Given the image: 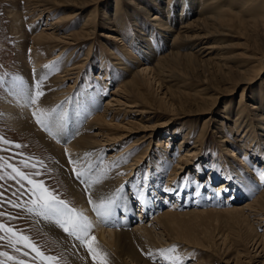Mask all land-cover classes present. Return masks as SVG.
Returning a JSON list of instances; mask_svg holds the SVG:
<instances>
[{"label":"rangeland","instance_id":"obj_1","mask_svg":"<svg viewBox=\"0 0 264 264\" xmlns=\"http://www.w3.org/2000/svg\"><path fill=\"white\" fill-rule=\"evenodd\" d=\"M41 1L0 0V78L4 82L0 86V137L21 145H0L4 149L0 157L80 212L79 195L89 206L92 195L86 177L77 178L76 173L92 164L103 177L99 182L106 196L116 194L114 207L120 222L110 226V220L93 215L113 230L154 227L156 244L145 242L141 249L151 264H166L159 251L173 246L181 264H264L260 246L264 242V212L247 210L249 220L221 212L233 206L246 208L264 192V124L251 118L261 112L253 107L264 100V29L244 26L233 18L218 21L210 28L214 35L187 40L179 47L181 52L196 54L202 46L214 49L202 50L198 62L182 59L159 85L157 74L143 71L173 50L176 31L184 32L187 22L198 19L193 22L194 30L200 27L198 31H205L206 16L196 14L201 9L199 0H95L97 4L85 9L73 3L49 9L50 3ZM181 2L188 7L183 14ZM74 10L81 12L77 19L60 21ZM94 11L95 22L85 39L81 30ZM156 15L159 17L154 18ZM40 33L55 37L48 42L49 48L36 45ZM253 53L258 61L247 58ZM36 55L43 61L40 72L35 66ZM218 62L226 67L221 68ZM131 71L142 75L143 93L148 97L145 103L153 110L134 106L144 99L122 88L124 81L131 80ZM60 76L63 78L57 82ZM37 84L43 95L32 104L29 96H35ZM195 94L200 102L192 104V96L186 95ZM24 103H28L27 109ZM17 105L23 106L19 118ZM60 105L65 117L76 119L83 135H97L101 142L98 148L79 154L77 161L58 136L37 124L33 116L38 110ZM239 109L243 116L250 115L249 121L262 134L259 145L256 139L245 145L250 138L230 128ZM99 115H104L102 123L95 121ZM75 134L73 138L78 136ZM115 138V143L109 140ZM24 162L35 167H25ZM225 181L228 186H221ZM31 187L19 177L0 180V212L6 214L0 216V222L30 237L46 256L57 257L56 264H100L101 257L94 259L88 246L26 211ZM194 211L209 212L178 216L173 235L155 221L165 212ZM250 225L254 226L251 231ZM89 244L105 261L109 253L116 255L93 228ZM16 247L20 250L10 247L7 240L0 241V252L14 258L0 257L3 264H42L32 249Z\"/></svg>","mask_w":264,"mask_h":264},{"label":"bare ground","instance_id":"obj_2","mask_svg":"<svg viewBox=\"0 0 264 264\" xmlns=\"http://www.w3.org/2000/svg\"><path fill=\"white\" fill-rule=\"evenodd\" d=\"M94 1L95 0H90V1H88V0H83V1L82 0H67V2L64 3V1H62V0H45V3H48V2L50 3V5H49L50 7L48 6L49 9H51L53 6L58 7V8H60L61 6H66V5L68 6L69 3H73L74 5L80 6V8L85 9L86 7L90 6L91 4H97L99 2V0L96 3ZM41 2H43V0ZM60 2H62V3H60ZM181 6L182 7H180L179 11L181 12V14H183L185 12V7L187 5H184V3L182 4V2H181ZM199 7L201 9L198 12H196V14H198L200 16L201 15L206 16L204 18V21L202 20L205 24V28H206L205 31L203 29L202 30L200 29L201 31L200 30L198 31V29L200 27L197 28V30H194L195 26H194L193 22L197 21L196 23H198L199 22L198 19H196V21H193V22H187V25L185 24V26H184V29H185L184 32L183 31L180 32V30L176 31L174 39L177 40V43H175L174 47H171V48H173V50H170V52L167 53L166 55H164L163 57H160L159 59L157 58L158 60L154 66L147 67L144 69V71L142 70L145 73L150 71V74H152L153 76H154V74H157V76H158L157 82L159 83V85H163V82L166 81L165 73L168 72V70H170V69L172 70V69L176 68L182 59H186V61H190V62H195V61L198 62L199 58H202V55H201L203 53V52H201L202 50H204V53H205L206 50H209L211 48L214 49V47H212V46H204V47L202 46L199 50H197L199 53L197 52L198 54H196L194 52H188V53L181 52L179 47L182 45L183 42H185L187 40L207 39V38H209V36L214 35V33L212 32V30L210 28L212 27L213 24L217 23L218 21L224 22L228 19L233 18V19H237L238 22L244 26H247V27L250 26L254 29H258V28L262 27L264 29V0H199ZM186 8H188V7H186ZM190 8H189V10H191ZM52 10H54V9H52ZM57 10L58 9H55V11H57ZM117 10H119V9H117ZM80 13L77 12V10L69 11V12H67L66 16L60 18V21L68 22V21H71L72 19L73 20L77 19L79 17ZM94 16H95V11L92 12L91 14H89L88 21H86L84 24V27H82L81 32L83 33V36H85L84 37L85 39H89V38H87V36H88L87 33H89L87 31H90L89 28L91 26V22L92 23L95 22ZM180 16H182V15H180ZM157 17H159V16L156 15L154 18H157ZM185 18H187V17L185 16ZM117 20H118V17L115 18L116 22H117ZM164 23H166L168 28L171 27V26L169 27V24L166 21ZM163 27H165V26H163ZM192 30H193V32H192ZM183 34L185 35L184 37H183ZM188 35H191V36H188ZM53 38H55V37H53L50 34L40 33L35 38L36 45H38L39 47L40 46L43 47V49L45 47L49 48L50 43L53 42ZM48 42H50V43H48ZM210 54L211 53H208L207 56ZM248 56L249 57H247V58H249L250 60L251 59L257 60V58H258L257 54H255V53L249 54ZM146 57L149 58L148 53H147ZM34 59H35V66L37 68V71L40 72L41 68H38V67L43 64L42 58H40V57H38V55H36L34 57ZM150 59L151 58H149V60ZM218 63H219V66L221 68L226 67L224 63H221V62H218ZM70 70H72V69H67L66 71L69 72ZM131 72L133 73L131 80H129V81L127 80L126 82L124 81L122 83L123 85H121L122 88L129 91L130 94L137 96L141 99H144L141 101V104L134 102V104H137L134 106H141L142 111H144L145 109H152L153 110L154 108L147 107V104L145 103V102L148 103V97H147V95H145L143 93L144 80L141 77L142 75L140 76V73L138 71L137 72L131 71ZM62 78L63 77L60 76L57 79V82H60ZM245 90H246V88H244V91L242 93L243 94L242 99H244ZM58 94H60V93H58ZM197 95L198 94L186 95V97L189 98L190 96H192L191 98H189V100L193 104V103L200 102L198 100L200 98V96H197ZM144 96H145V98H144ZM56 99L59 102L61 100V98H59L58 96ZM260 101L261 102H259L257 104V106L253 107V109H255V110L258 109L261 112L255 113V115H253L251 117L252 120L257 121L258 125L264 124V121H263L264 120V105H263L264 100L262 99ZM185 102H186V100H185ZM28 103H24V106L26 109L29 106ZM15 109H17V113L19 115L18 118H19L21 116L20 110L21 109L23 110V106L19 105ZM56 110H57V115H60L63 117L62 127H60V128L53 127L52 128L53 131H51V132L54 133L55 136L57 135L58 139H60V141L62 143H64L65 149L67 150V152L70 153L69 155H70V157H73L74 161H77L80 159V156L78 157L79 154L81 155L87 151L93 150V149L98 148L100 146L101 142L98 141L97 138H95L97 135L95 137L92 135H83L85 132L82 134V132L80 131V128L78 127L76 119H73L71 116L65 117V112L62 110L61 105L59 107H57ZM237 115H238V118H236L234 120L233 126H230V128L233 127L236 131L239 130V132L241 131V134L243 133V135L250 138V139H248L247 143H245V145H249V140L252 141L253 139H256V141L258 143V140H260V136L262 134H259L257 132V130L259 131V129H257L258 127H256L252 122L249 121V118L247 116H250V115L243 116V111L240 109L238 110ZM245 118L246 119L248 118V119L245 120ZM103 119H104V115H99L96 117L95 121H96V123L97 122L102 123ZM65 123H67V125H65ZM19 125L22 126V124H20V123H19ZM21 129H24V127L22 126ZM262 130L264 131V127L262 128ZM76 132L78 133V136L76 138H73L72 135L75 134ZM203 134H204V129L202 130L201 134L199 135L200 138H201V135H203ZM109 140L111 142L114 141V143H115L117 139L115 138V139H109ZM120 140H122V139H120ZM261 140H262V138H261ZM259 144L260 143H258V145ZM134 146H138V145H134ZM131 150H134V149L132 148ZM181 155L182 154L180 153L179 156H181ZM183 157H185V156H183ZM81 163H83V162H81ZM84 170L87 171V175H85V177L89 183V184L87 183V185H88V187H90V192L92 195L90 198L94 203H98L101 198L107 197L106 193H104V191L101 189V186H102L101 183L100 182H94L97 180L99 181V179L102 176L99 174L98 170L93 169L92 164L88 165L86 167V169H84ZM111 184H113V183H111ZM105 185H107V184H105ZM220 185L221 186H228L226 181H225V183H222ZM74 195H75V193H74ZM78 199L81 201L79 208L81 209L83 214L85 216H87L88 219L92 222L93 230L96 232L97 237L101 241H103V243L105 245L109 246L116 253V255H112L110 253H109V255H107L106 264H127L128 262H130V264H151L147 260L144 259L143 251L141 249H143V247H145V244L147 242L149 244H154V243L156 244V238L157 237L154 234V227H152L151 225H150L151 227H149L147 225H143V223H142L141 225H143V226H141L140 228H138L136 230L135 229L131 230V231H123L122 229L113 230V228L103 226V224H101L102 222H100V220L97 219L93 215V213H92L93 211H91V207H93L92 204H91V206H89L87 200H86V203H87L86 204L85 201L82 200L81 195H79ZM148 205H149V202H148L147 206ZM256 208H258L259 210L264 212V192L261 193L259 196H257L256 199L252 203H248L246 208H244V207L238 208L237 206L236 207L233 206L232 208L225 209V211H221V212L235 213L236 215H240L242 218H244L246 220V218L248 219V216H249V215H246V211L250 210V209L256 210ZM116 211H117L116 207H113L112 214H114V216L109 215V216L104 218V220H110L111 221L110 226H112V225L114 226V224L116 222H120V218L118 219V216L116 215V213H117ZM206 212H209V211H194V212H189V213H185V214L178 213V212H165V213L161 214L160 216H158L157 220H155V221L160 227H163L166 232H169V233H171V235H173L174 228H172V227L178 222V219L180 218V217L178 218V216H180V215L185 216V215L205 214ZM212 212H219V211L212 210ZM252 226L253 225L249 226L250 231L253 230V228H254V226L253 227ZM260 246H262L264 249V242H262V243L260 242Z\"/></svg>","mask_w":264,"mask_h":264},{"label":"snow or ice","instance_id":"obj_3","mask_svg":"<svg viewBox=\"0 0 264 264\" xmlns=\"http://www.w3.org/2000/svg\"><path fill=\"white\" fill-rule=\"evenodd\" d=\"M48 67V66H46ZM3 79L0 78V86L3 85ZM22 83V82H21ZM35 96H29L30 102L36 104L38 98L43 95L40 89V85H36ZM33 116L36 119V123L43 127L45 130L51 132L53 127L60 128L62 127L63 117L57 115V110H38L33 113ZM0 145H10L14 147H21V145H13L11 141L6 140L3 137H0ZM4 150V149H0ZM71 162V161H70ZM25 167H35V165H29L27 162H24ZM6 169H11V172H6ZM75 171V169H74ZM14 174V175H13ZM35 175H40L39 172H36ZM77 178L87 175L86 170H81L76 173ZM7 176L11 179H16L19 177L20 181L26 180L29 185H32L28 189V192L31 194L30 203L28 204L26 211L29 214H34L43 220L54 223L62 231H64L68 236L75 238L80 242L82 246H88V250L92 253L93 258L100 256V264H106V261L103 259L101 253L93 251L91 245L89 244L90 233L93 228L92 222L88 219L87 216L74 208H72L68 202L58 198L51 190L47 189L42 182L33 180L28 174L21 171L19 168L14 167L11 163L4 161L3 157H0V180H3ZM19 182V181H18ZM94 182H99L94 181ZM23 186V185H22ZM119 191V190H118ZM0 198H2V193H0ZM9 203H12L9 201ZM89 203L93 205L92 211L98 218L102 220L111 215L113 207L116 203V194H113L109 197L101 198L98 203H94L91 198ZM14 207H24V205L12 204ZM6 214L0 212V216H5ZM8 219H14V217H8ZM94 240V237H91ZM8 241V245L13 247L15 250L19 251L20 248L16 247L21 245L23 248H30L35 253L36 256L40 258L42 264H56L58 261L57 257L46 256L42 253L39 248L31 241L30 237L23 235L19 230H14L12 227L7 226L5 223L0 222V241ZM176 247L173 246L171 249H162L159 251V255L165 259L166 264H181L180 258L175 255ZM27 255L28 253H24ZM149 255H151L149 253ZM7 256L8 260H13L12 256H9L6 252H0V257ZM0 264H3L0 261ZM16 264H23V262H16Z\"/></svg>","mask_w":264,"mask_h":264}]
</instances>
